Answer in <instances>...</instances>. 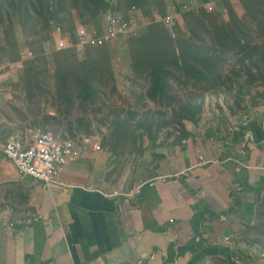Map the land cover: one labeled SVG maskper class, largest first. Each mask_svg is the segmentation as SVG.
<instances>
[{
  "label": "crops",
  "instance_id": "crops-1",
  "mask_svg": "<svg viewBox=\"0 0 264 264\" xmlns=\"http://www.w3.org/2000/svg\"><path fill=\"white\" fill-rule=\"evenodd\" d=\"M22 67V56L0 55V110L10 100L1 88ZM248 112V127L223 148L212 138L225 139L240 114L205 112L174 142L125 143L119 152L79 146L49 184L21 176L2 153L3 119L0 264H231L235 251L250 255L253 245L236 240L247 205L264 192V100ZM140 185L133 197L104 195Z\"/></svg>",
  "mask_w": 264,
  "mask_h": 264
},
{
  "label": "trees",
  "instance_id": "trees-1",
  "mask_svg": "<svg viewBox=\"0 0 264 264\" xmlns=\"http://www.w3.org/2000/svg\"><path fill=\"white\" fill-rule=\"evenodd\" d=\"M168 1L0 0V26L4 32L0 39V55L10 62H17L21 60L22 48L34 54L33 59L23 62L22 73L15 86L22 89L29 112L39 109L44 102L56 112L55 116L47 113L41 119H33L29 126L78 144L82 137L94 133V123L87 115H97L101 111V95L115 82L110 56L102 55L103 50L99 52L100 48L106 50V44L93 47L98 53H89L85 61H78L75 49L57 52L54 58L56 70L50 77L45 67L46 60L42 57L45 43L52 38L53 26L62 27L67 18L75 41L78 26L98 25V20L105 13H126L132 7L147 19L146 34L138 36L134 31L125 38L129 37L132 68L149 86L144 95L138 97L139 106L135 111L109 112V115L118 116H115L110 139H104L102 147L119 152L123 144H136L145 135L155 143L161 130L171 122L181 127L177 140L188 138L184 122L198 125L203 114L205 92L222 91L233 96L230 109L233 115L248 112L259 105L264 100V92L257 91L251 95V91L264 88V0H246L244 16L231 0H224L225 15L209 9L214 0H198L197 8L186 9L182 13L183 28L174 22L172 30L176 35L166 23ZM172 1L176 6L177 0ZM73 14L78 20L73 19ZM16 23L21 26L24 42L17 36ZM50 78L54 80L52 87ZM248 95L250 101L246 103ZM147 100L159 108H170L171 114L158 111L151 115H172L171 121L165 116L143 117L139 121L136 115H149L139 111ZM75 110L82 116L72 121L70 117ZM36 115L39 112L33 113ZM121 115L128 116L121 119ZM134 122L136 127L132 131ZM14 124V119L8 117L2 125L5 129L2 138L8 140L12 136L14 130L11 125ZM139 130L142 132L137 133ZM171 136L169 134L168 138ZM263 194L261 191L257 200L247 205L244 231L236 241L264 249Z\"/></svg>",
  "mask_w": 264,
  "mask_h": 264
},
{
  "label": "rangeland",
  "instance_id": "rangeland-1",
  "mask_svg": "<svg viewBox=\"0 0 264 264\" xmlns=\"http://www.w3.org/2000/svg\"><path fill=\"white\" fill-rule=\"evenodd\" d=\"M196 0H177L176 6L173 4L172 0L168 1V9L170 10V14L173 16V20L175 19V23H179L182 28L184 27L183 19L181 18L182 13L186 9L196 8ZM232 4L235 6V8L238 10V12L244 16L246 15V9L245 4L246 0H231ZM224 0H214L210 3L209 9L216 12H221V14L225 15V4ZM180 8V12L177 10ZM176 10V11H175ZM73 19L78 20V17L76 14H73ZM61 27L63 28L64 32L67 36H69L71 39L74 38V32L72 33L69 28L71 27V23L68 21ZM99 23H101V19L98 20ZM93 23L87 24L92 25ZM170 31L175 34L176 31L172 30L174 24L170 26ZM60 27L58 25H54L52 28V34L53 31ZM0 39L4 37L3 27L0 26ZM16 33L19 37L21 42H24V37L22 34V29L19 23H16ZM136 34L138 36H142L143 34H146L144 31V28H138L136 29ZM176 35V34H175ZM128 38H119L117 40H113L110 43L106 44V50L105 48H100L99 52L103 53L102 55H109L110 56V65L114 72L115 82H113L110 86L106 87L104 89L105 93L101 95L102 99V109L97 115H87L88 118L93 121L94 125V134H98L103 140L108 138L110 139V134L112 130L114 129V120L116 119L115 116L118 115H109L110 111H119L125 109V111H135L138 106V97L140 95H144L146 92L149 83L144 80H140L135 70L132 68L133 59L131 58L130 51H129V43ZM54 42L53 38L48 40L45 43V52L42 55L43 58L46 60V70L48 71V75L53 76L54 72L56 70L55 67V54L57 53L54 49ZM26 49V48H25ZM48 52L49 50H51ZM92 49V50H91ZM21 51V50H20ZM91 51V52H89ZM95 54L98 53L96 49H93V47H87L82 52L77 53V59L78 61H85L88 58V54ZM97 56H101L98 55ZM22 71V70H21ZM18 75V78L15 80H8L5 85L1 88L6 89V92L10 95V100L4 105V107L0 110V121L3 119L5 121H8V117L14 119V125H11L14 132L12 135H19L22 136L28 129H39L43 131L41 128L38 127H31L29 126L32 120L35 118L41 119L45 115L49 113L51 116H55V110L52 109L50 106H48L45 102L39 109H35L32 113L29 112L28 104L25 99V95L21 88L16 87L15 85L18 83L21 72ZM51 87L54 85V80L49 79ZM195 90L194 88H191ZM192 90V91H193ZM197 91V89L195 90ZM264 92V88L259 89H252L251 95H253L255 92ZM185 92V91H184ZM184 92H181L183 94ZM183 96V95H181ZM246 103L250 101V95L245 97ZM204 103H203V113L209 112L215 115H223V114H232L231 107L233 106L234 98L233 96L223 93L222 91L218 92H205L204 93ZM103 104H105L103 106ZM39 112V115L33 116V113ZM141 114H149V115H136L137 119L139 121L143 120V117L153 118L156 116H165L166 119H169L171 121L172 115H151L155 114L158 111L163 113L171 114L170 108H159L154 103L150 101L145 102V107H140L139 109ZM203 115V114H202ZM80 112L78 110H75L73 115H71L70 119L72 121L78 119L81 117ZM128 115H121V119H125ZM185 128L191 126L190 122H184ZM193 126V124H192ZM136 122L133 123L131 130H135ZM163 130V131H162ZM161 133H159V138H164L166 141L169 139L171 142H174L179 137V131H181V127L178 124H175L173 122L170 123L169 126L162 129ZM142 130H139L137 133H141ZM162 134V135H160ZM172 134L170 138H168V135ZM60 137L59 135H56ZM61 138V137H60ZM79 140V139H76ZM145 140L149 141V136L145 135L142 139H139L138 142L140 146H142L143 142H146ZM138 143H136L137 145ZM139 148V147H138ZM137 148V149H138ZM264 195V194H263ZM261 259V258H260ZM258 264H264V257H262V260L258 262Z\"/></svg>",
  "mask_w": 264,
  "mask_h": 264
},
{
  "label": "built area",
  "instance_id": "built-area-1",
  "mask_svg": "<svg viewBox=\"0 0 264 264\" xmlns=\"http://www.w3.org/2000/svg\"><path fill=\"white\" fill-rule=\"evenodd\" d=\"M196 6L199 1L196 0ZM176 11V10H175ZM101 23L98 25H80L75 31V41L66 35L63 28L57 27L52 34L56 52L75 49L77 53L82 52L87 47H97L108 44L113 40L125 38L138 28H144L148 21L136 7H132L128 12L109 11L101 16ZM99 19V20H100ZM175 22L170 14L166 17V23L172 26ZM23 62L34 58L33 52L24 49L21 52ZM251 120L249 112H244L231 121L227 128V137L223 135L212 138L219 148L232 142V138L237 130L246 129ZM219 127V125H217ZM86 149L92 147L95 151L102 150V138L98 134L82 137L78 144L71 139H62L53 133L44 132L39 129H28L22 136L12 135L1 147L2 153L10 159L16 166L21 176L30 177L35 181L45 184L52 181L63 171L66 163L75 155L79 148ZM203 158L201 159V161ZM144 185L138 186L129 192L114 191L111 194L105 193L107 197H133L141 193ZM89 191H95L92 187ZM41 217L8 223L9 228L15 225H29L39 221ZM231 243V239H226ZM264 257V249L259 245H253L252 253L244 255L241 252H234L230 257L231 264H258ZM261 258V259H260Z\"/></svg>",
  "mask_w": 264,
  "mask_h": 264
}]
</instances>
